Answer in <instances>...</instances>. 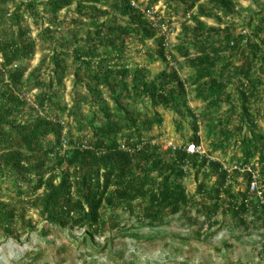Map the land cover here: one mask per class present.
I'll list each match as a JSON object with an SVG mask.
<instances>
[{
  "label": "trees",
  "instance_id": "1",
  "mask_svg": "<svg viewBox=\"0 0 264 264\" xmlns=\"http://www.w3.org/2000/svg\"><path fill=\"white\" fill-rule=\"evenodd\" d=\"M160 2L166 17L182 10L184 21L194 23L184 24L170 59L164 38L130 0H0V179L8 176L14 192L10 201L0 195V238L20 242L23 224L35 230L33 221H25L28 207L39 208L48 224L82 229L80 242L93 248L107 225L103 208L131 214L138 208L151 227L193 207L209 230L220 211L239 224L251 209L264 217V205L248 192V173L241 189L234 186L240 173L229 174L219 160L152 143L161 138L152 131L164 123L162 108L187 119L190 142L201 144L199 115L189 104L193 88L206 104L202 117L213 151L233 150V163L259 169L264 193V6L251 10L237 32L234 23L214 27L202 19L234 16L235 0H147L146 7ZM71 7L70 21L61 20L60 12ZM39 40L46 53L26 76L23 63L34 57ZM133 41L166 68L151 78L142 65L132 67ZM178 57L190 70L186 78ZM70 74L69 105L64 93ZM34 89L30 105L25 91ZM137 100L140 112L130 107ZM224 106L226 114L210 120ZM84 139L89 147L82 146ZM192 170L197 180L204 175L194 196L184 183ZM40 233L46 237L50 229Z\"/></svg>",
  "mask_w": 264,
  "mask_h": 264
},
{
  "label": "rangeland",
  "instance_id": "2",
  "mask_svg": "<svg viewBox=\"0 0 264 264\" xmlns=\"http://www.w3.org/2000/svg\"><path fill=\"white\" fill-rule=\"evenodd\" d=\"M237 13L228 18L221 14L215 17H202L208 26L224 27L226 23H234L237 32L243 30L244 22L250 11H255L264 6V0H235ZM142 6H146L147 0H140ZM165 8V7H164ZM73 8L60 12L59 18L69 22L74 15ZM182 10L172 16L174 18V33L171 35V46L181 39L184 24L188 27L194 25L192 18L184 21ZM184 21V22H183ZM34 37H37V28L32 26ZM147 47L156 48L154 40L145 42ZM129 60L132 67L142 65L149 71L152 78L166 68L160 59L154 58V52L145 51L138 42L131 44ZM46 53L44 43L39 40L36 54L23 64L28 71L26 76L38 66L39 61ZM177 69L183 78H186L190 70L184 64V59L178 57ZM72 75L66 79L64 102L70 105L72 98ZM37 89L25 91V97L30 105L34 103ZM193 88L189 87V104L195 114L199 115L200 143L205 154L220 162L233 163V150L226 155L220 151H213L212 137H208L207 122L202 113L206 110V104L194 96ZM263 105V104H262ZM130 107L135 112L143 109V102L132 101ZM226 106L214 113L210 120L217 119L226 114ZM264 107V105H263ZM84 113L88 107H83ZM164 115V123L161 127H154L152 134L160 135L161 140L171 141L175 145H185L190 142L192 129L187 119H182L172 111L160 108ZM73 133L78 134L74 128L72 118L65 116ZM209 123V122H208ZM68 127V128H69ZM69 128V129H70ZM164 149V148H163ZM192 170L185 178L184 183L187 193L194 196L198 180L203 178L199 174L198 180ZM263 178V177H262ZM213 176L211 181L213 182ZM234 186L245 189L242 174L234 180ZM10 178L0 179V195L10 201L13 195V185ZM42 191V190H40ZM14 200V199H13ZM103 217L107 220L105 230L95 237L97 248H93L88 242H80L83 237L82 229H62L46 223L39 214V208L28 207L25 212V221H33L35 230L30 231L25 224L21 231L23 236L20 242L3 240L0 238V264H264V217L261 213H254L251 209L246 215L244 224H239L230 215L219 212L216 216V225L212 229L201 227L204 217L198 215L196 209L190 208L188 214L167 215L161 223L151 227L148 222L140 220V210L131 214L121 208L116 210L103 208ZM21 221H19V226ZM42 228L50 229V234L43 237ZM77 241V243H75Z\"/></svg>",
  "mask_w": 264,
  "mask_h": 264
},
{
  "label": "built area",
  "instance_id": "3",
  "mask_svg": "<svg viewBox=\"0 0 264 264\" xmlns=\"http://www.w3.org/2000/svg\"><path fill=\"white\" fill-rule=\"evenodd\" d=\"M131 5L135 7L136 9H140L142 13L144 14V17L148 21V23L157 30V33L159 36L163 37V46L166 50V55L170 59L171 54V40L170 37L174 33L175 26H174V18L173 17H166L165 16V9L163 4L160 2L159 4L153 6V7H146L142 6L140 3V0H130ZM173 66L176 67L175 63H171ZM152 143L160 145L164 149H175L184 147V149L190 153H199L203 155L205 153L203 147L201 144H197L195 142H189L185 145H175L171 141H163L160 138L153 139ZM66 144V141L64 142V145ZM83 147H89L87 139H84L82 142ZM222 167L224 170H226L229 174L232 172L237 171L240 174L248 173L249 175V182H248V192L251 195H255L261 204L264 205V193H263V187L261 185L260 180V172L259 169L245 164L242 165L240 163H225L221 162Z\"/></svg>",
  "mask_w": 264,
  "mask_h": 264
}]
</instances>
